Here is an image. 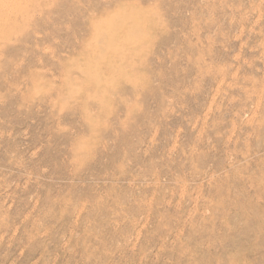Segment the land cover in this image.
I'll use <instances>...</instances> for the list:
<instances>
[{
    "label": "rangeland",
    "instance_id": "1",
    "mask_svg": "<svg viewBox=\"0 0 264 264\" xmlns=\"http://www.w3.org/2000/svg\"><path fill=\"white\" fill-rule=\"evenodd\" d=\"M0 264H264V0H0Z\"/></svg>",
    "mask_w": 264,
    "mask_h": 264
}]
</instances>
